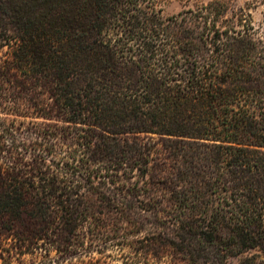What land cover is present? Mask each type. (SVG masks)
Instances as JSON below:
<instances>
[{
    "label": "trees",
    "instance_id": "trees-1",
    "mask_svg": "<svg viewBox=\"0 0 264 264\" xmlns=\"http://www.w3.org/2000/svg\"><path fill=\"white\" fill-rule=\"evenodd\" d=\"M155 3L0 0V97L39 120L0 163L3 261L74 256L112 214L187 264L264 254V49L218 1L201 32Z\"/></svg>",
    "mask_w": 264,
    "mask_h": 264
},
{
    "label": "rangeland",
    "instance_id": "rangeland-1",
    "mask_svg": "<svg viewBox=\"0 0 264 264\" xmlns=\"http://www.w3.org/2000/svg\"><path fill=\"white\" fill-rule=\"evenodd\" d=\"M216 1L222 3L226 11L220 18L219 27L235 28L237 31L251 28V36L264 49V0H156L155 4L164 18L188 15L193 21L192 27L201 32L205 29L202 15L206 14L208 5ZM7 52L8 48L1 51L0 58L7 57ZM31 115L27 104L15 107L13 94L0 97V163L5 167L15 163V127L21 136L33 137L29 133L35 127L34 121L39 120L32 119ZM97 219L106 222L107 231L99 234L93 225H88L83 232L86 233L87 243L77 250L79 253L66 258L52 251L49 260L45 261V248L33 255L24 256L18 255L15 249L12 259L5 262L2 258L12 252L14 243L0 236V264H187L182 256L161 243L159 237L162 231L156 228L154 216L143 217L146 228H142V231L132 224L137 219L128 220L118 214L104 215ZM97 219L91 222L94 224ZM169 237L173 235L169 234ZM257 253L260 252L253 250L238 258H231L229 262L239 264L241 260ZM260 254L259 260H264V254Z\"/></svg>",
    "mask_w": 264,
    "mask_h": 264
}]
</instances>
